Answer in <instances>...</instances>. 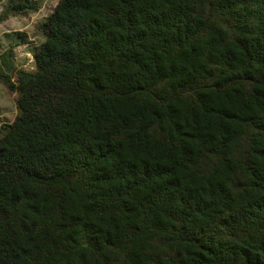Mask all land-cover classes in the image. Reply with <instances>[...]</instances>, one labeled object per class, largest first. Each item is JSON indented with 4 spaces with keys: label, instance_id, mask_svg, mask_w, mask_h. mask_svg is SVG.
Wrapping results in <instances>:
<instances>
[{
    "label": "trees",
    "instance_id": "obj_1",
    "mask_svg": "<svg viewBox=\"0 0 264 264\" xmlns=\"http://www.w3.org/2000/svg\"><path fill=\"white\" fill-rule=\"evenodd\" d=\"M43 35L2 58L0 264H264V0H59Z\"/></svg>",
    "mask_w": 264,
    "mask_h": 264
},
{
    "label": "rangeland",
    "instance_id": "obj_2",
    "mask_svg": "<svg viewBox=\"0 0 264 264\" xmlns=\"http://www.w3.org/2000/svg\"><path fill=\"white\" fill-rule=\"evenodd\" d=\"M58 2L59 0H0V73L2 58L7 51H12L16 71L36 69L34 52L44 42L43 24L55 11ZM15 4L30 5L36 10L18 14L9 10ZM8 75L12 76L10 73ZM11 79L15 81V77ZM17 99L18 94L4 84L0 74V129L4 124H12L17 119Z\"/></svg>",
    "mask_w": 264,
    "mask_h": 264
}]
</instances>
